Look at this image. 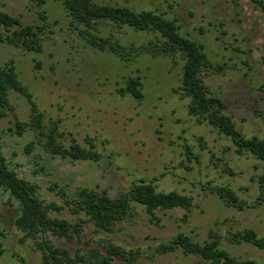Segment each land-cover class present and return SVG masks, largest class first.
Returning a JSON list of instances; mask_svg holds the SVG:
<instances>
[{"label": "rangeland", "instance_id": "374dc122", "mask_svg": "<svg viewBox=\"0 0 264 264\" xmlns=\"http://www.w3.org/2000/svg\"><path fill=\"white\" fill-rule=\"evenodd\" d=\"M152 10L175 19L182 35L204 44V50L221 71L207 70L203 80L220 97L225 112L242 134L264 139V12L250 0H96ZM0 10L17 16L23 23L40 24L38 12L45 11L48 26L42 33L40 52L0 43V65L13 61L18 78L31 92L46 118L58 120L64 131V144L71 136L82 147L101 153L99 161H71L47 153L31 130L18 136L9 131L14 119L26 121L29 104L11 90L12 111L0 115V150L19 177L35 182L38 195L46 202L64 205L58 189L72 194L86 186L115 197L132 183L151 182L157 191H177L192 198L190 211L181 208L157 210L151 217L141 205L113 225L110 231H95L92 222L80 223L71 238L48 234L55 244L72 252L97 247L104 250L106 240L126 249H140L132 264H204L203 259L184 255L179 249L159 253L155 248L178 232L192 240H208L209 232L220 236V247L239 259L264 262V248L229 241L230 232L253 228L264 235L263 206L239 210L227 206L208 187L228 185L247 203L257 193L258 175L264 163L251 153H235L233 143L205 121L188 114V99L179 90L181 64L169 56L153 57L138 52L122 61L108 51L86 45L69 23L59 0H46L38 6L31 0H0ZM111 31L126 46L136 49L155 36L151 31L103 23L100 33ZM138 51V50H137ZM40 63L37 67V63ZM138 76L143 97L122 95L128 77ZM177 92H176V91ZM33 148L26 152L31 142ZM189 144L198 160L186 158ZM231 170V173L229 172ZM65 206V205H64ZM19 214L16 200L0 187V264H40V252L31 238L22 240L14 220ZM52 216L73 222L67 209ZM184 215L186 219L183 220Z\"/></svg>", "mask_w": 264, "mask_h": 264}, {"label": "trees", "instance_id": "16d2710c", "mask_svg": "<svg viewBox=\"0 0 264 264\" xmlns=\"http://www.w3.org/2000/svg\"><path fill=\"white\" fill-rule=\"evenodd\" d=\"M42 6L46 0H31ZM69 18L71 27L78 31V35L86 45L99 51H108L122 61L131 59L138 52H145L153 57L169 56L177 62L182 61L179 90L182 97L188 102L186 110L189 115L198 121H205L218 133L226 136L234 145L235 153L242 155L251 153L256 159L264 163V139L257 136L246 137L236 128L230 115L225 112L224 101L214 95L203 80L207 70L221 71L223 66L214 65L208 58L204 44L192 40L179 31L175 19L166 18L152 10H136L122 5H113L96 0H59ZM255 8L264 12V0H250ZM40 24L23 23L17 16H12L0 10V43H7L23 50L40 52L43 48L42 33L48 26L47 15L44 10L38 12ZM116 27L129 26L136 31H151L155 38L135 48L126 46L113 35L100 33L103 23ZM138 50V51H137ZM40 63H37L39 67ZM13 90L24 96L29 104L28 120L14 119L13 128L9 131L21 136L26 130L33 131L36 143L51 155H59L71 161L89 160L97 162L101 159L100 152L90 147H82L71 136L70 143L64 144V131L59 130L58 120L45 116L34 101L28 87L18 78L13 61L0 65V115L12 111L9 102V92ZM176 91V90H175ZM122 95L130 94L141 100L143 93L138 76L128 77L125 86L119 87ZM177 92V91H176ZM264 115V108L258 111ZM25 146L30 152L33 143ZM188 160H198V156L189 144L184 145ZM231 173V170H229ZM257 183V193L252 203L241 199L228 185H213L208 187L210 192L220 197L227 206L244 209L246 206H263L264 208V168L251 178ZM0 187L7 192L10 198L16 200L19 214L14 220L16 228L23 233V238H31L34 246L40 252V264H132L140 255V249H126L110 240H106L104 250L97 247L82 252L77 249L72 252L65 246L55 245L48 237L52 234L59 238H71L80 231L83 218L93 223L95 231H110L116 223L133 209L132 204L141 205L146 213L159 220L157 210H171L181 208L190 211L193 207L192 198L177 191H157L151 182L140 181L132 183L128 190L115 197L109 196L106 191H97L86 186H77L72 194L65 188L58 192L63 197L64 205L54 201L46 202L38 195V185L18 176L16 171L9 167L0 150ZM67 209L75 215L73 222L65 218L52 216L51 212H61ZM186 219L184 215L183 220ZM229 241L233 243L246 242L259 249L264 248V235H258L253 228H245L229 233ZM179 249L184 255H194L203 259L204 264H264L254 259H239L220 247V236L209 232L208 240L198 242L188 235L178 232L170 240L160 242L155 252L167 253ZM1 252V250H0Z\"/></svg>", "mask_w": 264, "mask_h": 264}]
</instances>
